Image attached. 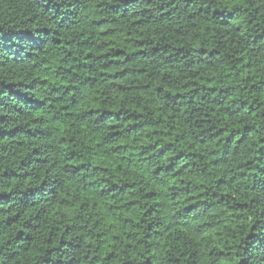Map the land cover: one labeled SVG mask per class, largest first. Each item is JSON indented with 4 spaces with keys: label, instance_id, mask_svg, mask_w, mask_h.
<instances>
[{
    "label": "trees",
    "instance_id": "1",
    "mask_svg": "<svg viewBox=\"0 0 264 264\" xmlns=\"http://www.w3.org/2000/svg\"><path fill=\"white\" fill-rule=\"evenodd\" d=\"M0 264H264V0H0Z\"/></svg>",
    "mask_w": 264,
    "mask_h": 264
}]
</instances>
